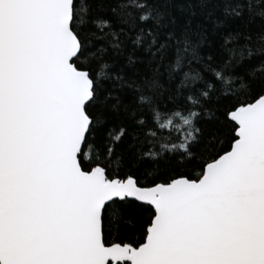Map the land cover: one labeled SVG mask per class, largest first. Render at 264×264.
<instances>
[{
  "label": "snow or ice",
  "instance_id": "snow-or-ice-1",
  "mask_svg": "<svg viewBox=\"0 0 264 264\" xmlns=\"http://www.w3.org/2000/svg\"><path fill=\"white\" fill-rule=\"evenodd\" d=\"M251 11L0 0V264H264Z\"/></svg>",
  "mask_w": 264,
  "mask_h": 264
},
{
  "label": "trees",
  "instance_id": "trees-1",
  "mask_svg": "<svg viewBox=\"0 0 264 264\" xmlns=\"http://www.w3.org/2000/svg\"><path fill=\"white\" fill-rule=\"evenodd\" d=\"M251 2V15L254 21L253 32L258 33L261 30V27L264 26V3H262L261 0H251ZM177 14H179V12Z\"/></svg>",
  "mask_w": 264,
  "mask_h": 264
}]
</instances>
